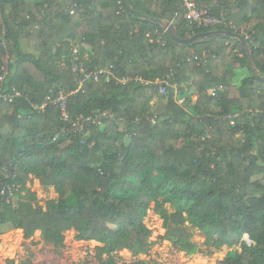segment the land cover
<instances>
[{"label":"trees","instance_id":"obj_1","mask_svg":"<svg viewBox=\"0 0 264 264\" xmlns=\"http://www.w3.org/2000/svg\"><path fill=\"white\" fill-rule=\"evenodd\" d=\"M196 2L226 12L233 27L178 17L180 38L236 29L249 50L232 37L172 41L163 25L180 0H0V93H19L0 97V179L17 187L0 199V234L8 224L59 246L74 230L101 245L100 264H115V252H149L143 219L153 209L161 239L191 251L198 230L208 247L240 246L217 264H264V0ZM76 45L90 48L88 58L78 52L86 72L101 71L81 85ZM169 74L164 93L121 82ZM60 93L70 121L100 120L55 136L60 109L40 106ZM31 175L58 198L36 199Z\"/></svg>","mask_w":264,"mask_h":264},{"label":"rangeland","instance_id":"obj_2","mask_svg":"<svg viewBox=\"0 0 264 264\" xmlns=\"http://www.w3.org/2000/svg\"><path fill=\"white\" fill-rule=\"evenodd\" d=\"M249 19V24L254 22ZM247 37L250 34L247 33ZM72 54L81 52L83 58H88L90 48L87 45L74 46ZM63 65V61H59ZM181 101V100H180ZM26 187L34 193L38 200H49L58 198L54 187L42 186L38 179L30 176ZM23 193H25L23 191ZM168 211H172L171 205H164ZM144 224L151 231L153 241L147 254H132L127 250L118 251L112 254L115 264H217L231 250H240V246L208 247L200 231L194 230L190 241L195 248L191 251L180 248L171 240L161 239L165 234L163 221L153 209H148L143 219ZM74 230L64 232L63 243L59 246L44 240L42 233L37 231L31 237H24L20 229L11 227L8 224L2 225L0 234V264H19L29 260L33 264H100L98 256L99 243L92 240H76ZM247 241V237L243 238ZM105 258V255H102Z\"/></svg>","mask_w":264,"mask_h":264},{"label":"built area","instance_id":"obj_3","mask_svg":"<svg viewBox=\"0 0 264 264\" xmlns=\"http://www.w3.org/2000/svg\"><path fill=\"white\" fill-rule=\"evenodd\" d=\"M178 17L183 18L189 24L194 25L195 27L198 28H211L221 25H227L233 27L232 23L227 20L226 12L220 11L216 13L213 11L211 6H199L196 0H180V3L178 5V10L175 13L174 18L170 22L173 23V21L176 20ZM234 31L238 32L236 29ZM247 36L248 35L246 34V38H248ZM72 53L70 55L71 69L74 72L81 75V78L79 79L80 85L84 81H86L89 77H93L94 79H97L98 73H101V71L86 72L84 64L79 60L78 51L76 54H72ZM4 75H5V71L4 73L0 74V90H1V81L4 78ZM170 80H171V74L166 75V77L155 81H149L146 79L144 80L141 78L123 77L121 79V82L122 83L133 82V83H140L146 85H157L158 91L164 93L167 90V87L171 85ZM18 94H19L18 91L15 90L10 95L0 93V97L7 98L11 96H17ZM212 95H215V90L212 91ZM67 102H68V95L60 93L56 99L44 102L40 106V108H43L47 104H56L59 107L61 120L64 121L65 124L60 128V130L55 134V136L59 134L81 132L86 125L98 122L100 120V117L98 115L93 114L88 116H80L75 121H70V114L67 110ZM15 189H17V187H14L13 185L8 184L6 181L0 179V199L5 198L6 202L12 200L14 198Z\"/></svg>","mask_w":264,"mask_h":264},{"label":"water","instance_id":"obj_4","mask_svg":"<svg viewBox=\"0 0 264 264\" xmlns=\"http://www.w3.org/2000/svg\"><path fill=\"white\" fill-rule=\"evenodd\" d=\"M164 29L168 33L170 39L177 43L178 45H185L187 43H191L194 40H200L203 41L208 38H214L216 36H221V37H232L234 39H237L242 43V45L249 50L248 43L244 36L236 31H230V30H224V29H215V30H210V31H201L199 33L194 34L193 36L189 38H180L177 34L176 28L174 27V24L171 23L170 21H167L163 25ZM248 54L250 55V52L248 51ZM249 60L251 61V57L249 56ZM264 80V77H261Z\"/></svg>","mask_w":264,"mask_h":264}]
</instances>
